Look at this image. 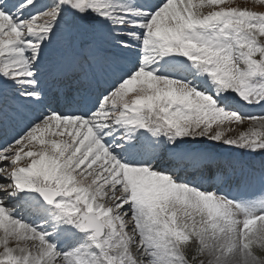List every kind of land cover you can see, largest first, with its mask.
<instances>
[{
    "label": "snow or ice",
    "instance_id": "6c2138e0",
    "mask_svg": "<svg viewBox=\"0 0 264 264\" xmlns=\"http://www.w3.org/2000/svg\"><path fill=\"white\" fill-rule=\"evenodd\" d=\"M0 264H264V0H0Z\"/></svg>",
    "mask_w": 264,
    "mask_h": 264
},
{
    "label": "rangeland",
    "instance_id": "374dc122",
    "mask_svg": "<svg viewBox=\"0 0 264 264\" xmlns=\"http://www.w3.org/2000/svg\"><path fill=\"white\" fill-rule=\"evenodd\" d=\"M237 3H240V4H249V6H251L252 4V0H236Z\"/></svg>",
    "mask_w": 264,
    "mask_h": 264
}]
</instances>
